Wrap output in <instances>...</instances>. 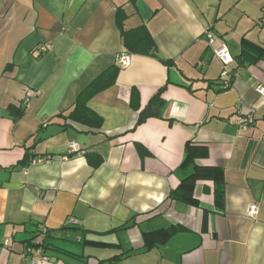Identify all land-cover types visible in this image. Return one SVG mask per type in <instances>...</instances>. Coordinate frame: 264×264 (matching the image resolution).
Wrapping results in <instances>:
<instances>
[{
    "label": "crops",
    "instance_id": "crops-1",
    "mask_svg": "<svg viewBox=\"0 0 264 264\" xmlns=\"http://www.w3.org/2000/svg\"><path fill=\"white\" fill-rule=\"evenodd\" d=\"M139 27L157 56L125 47ZM207 31L234 59L229 89ZM243 40L264 47V0H0V264L32 247L44 264H264V57L239 66ZM113 68L80 112L93 127L69 117ZM187 145L223 172V204L212 179L195 203L171 198L193 172Z\"/></svg>",
    "mask_w": 264,
    "mask_h": 264
},
{
    "label": "trees",
    "instance_id": "trees-1",
    "mask_svg": "<svg viewBox=\"0 0 264 264\" xmlns=\"http://www.w3.org/2000/svg\"><path fill=\"white\" fill-rule=\"evenodd\" d=\"M123 39L124 45L130 53L157 56V45L153 40L152 36L150 35L149 31L145 27H139L136 29L124 31ZM262 57H264V47L252 44L247 40H243L242 53L237 58L239 66H245L248 63L258 61ZM161 61L166 65L172 64L171 61ZM116 77L117 68L110 69L103 73L83 93L80 94L77 100L75 110H73L69 117L80 119L83 121L88 118L91 127H93V120L88 116H85V114L82 119L83 114H80V112L82 110L87 109L86 104L89 99H91V97H93L96 93L113 85L116 80ZM90 114L92 116L94 115L92 113ZM93 119L96 120V117H94ZM101 122V118L97 117L96 123H98V126L101 125ZM182 166H193V172L181 182L177 190L171 193V198L175 200H182L190 203H195L196 200L193 198V191L196 182L200 179H212L214 180L216 186V188L214 189L215 195L217 196V198L221 197V199H217V203L223 204L222 184H224V176L222 171H220L216 167H206L198 165L192 156L191 147L189 145L186 146V155ZM178 231H182V228L172 226L169 229H162L155 233L147 234L146 237L158 235L164 237V240H168L173 234ZM39 246H43V244H36L35 248Z\"/></svg>",
    "mask_w": 264,
    "mask_h": 264
},
{
    "label": "built area",
    "instance_id": "built-area-1",
    "mask_svg": "<svg viewBox=\"0 0 264 264\" xmlns=\"http://www.w3.org/2000/svg\"><path fill=\"white\" fill-rule=\"evenodd\" d=\"M205 38L206 41L209 45V47H211L214 55L216 56L217 59L220 60V62L222 63V65L224 66V71L222 72L221 75V80L223 81L222 85L224 89H229L231 87V82L232 79L229 78V73L230 71L228 70V66L234 61L232 55L230 54L229 50L227 49V47L225 45H219L217 47H214V43H215V36L212 32H206L205 34ZM40 50L42 52H49L51 51V45L49 44H45V45H41ZM118 65L121 68H126L130 65V57L128 53H123L120 55L119 59H118ZM257 92L264 97V87L263 86H259L257 88ZM38 92H29L28 96H34L37 95ZM254 124V119L252 117H247V118H241L237 121V126L239 127V130L241 132H247L251 129V127ZM69 152L70 153H79L82 151L81 147L75 143V142H71L69 143ZM49 158L48 159H43V158H39L36 161H33V163L36 162H49ZM259 213V209L256 205L251 206L250 210H249V216H256ZM42 234L47 235L48 231L47 229H42ZM26 255H31L32 259L28 262V264H44L45 262H47L48 258L43 254L41 249H33V248H29L27 250V254Z\"/></svg>",
    "mask_w": 264,
    "mask_h": 264
},
{
    "label": "bare ground",
    "instance_id": "bare-ground-1",
    "mask_svg": "<svg viewBox=\"0 0 264 264\" xmlns=\"http://www.w3.org/2000/svg\"><path fill=\"white\" fill-rule=\"evenodd\" d=\"M51 156V155H50Z\"/></svg>",
    "mask_w": 264,
    "mask_h": 264
}]
</instances>
